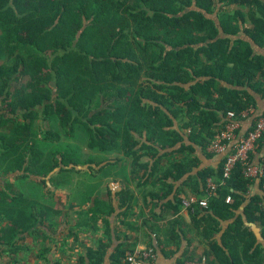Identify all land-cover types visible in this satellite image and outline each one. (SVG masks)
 I'll return each instance as SVG.
<instances>
[{
	"label": "trees",
	"instance_id": "trees-1",
	"mask_svg": "<svg viewBox=\"0 0 264 264\" xmlns=\"http://www.w3.org/2000/svg\"><path fill=\"white\" fill-rule=\"evenodd\" d=\"M254 46L264 49V0H0V167L5 176L19 171V184L35 177L42 188L28 199L8 181L0 208L21 212L24 223L2 228L7 220L0 213V248L17 255L28 235L38 243V258L49 260L46 232L56 233L62 216L54 208L57 192L73 186L71 175L93 170L79 169L92 162H76L77 149L58 150L65 140L147 170L141 162L149 157L150 176L171 193L164 180L198 168V150L215 156L207 147L221 136L228 114L257 108L256 95L264 99V56ZM223 162L195 176L199 198L207 196L208 177L221 182ZM179 195L152 217L166 219L169 209L168 216L178 215ZM109 204L99 208L102 216L115 213ZM190 214L204 246L199 259L264 264V183L246 178L241 164L207 209ZM104 223L110 231L109 219ZM155 232L166 256L187 241L177 262L195 259L193 238L179 219ZM107 235L109 241L89 248L90 264H106ZM148 244L156 249L153 240ZM126 254L118 249L110 264H125Z\"/></svg>",
	"mask_w": 264,
	"mask_h": 264
},
{
	"label": "crops",
	"instance_id": "crops-1",
	"mask_svg": "<svg viewBox=\"0 0 264 264\" xmlns=\"http://www.w3.org/2000/svg\"><path fill=\"white\" fill-rule=\"evenodd\" d=\"M238 8V6H232L230 9L231 11H235ZM254 47L258 54L264 56V49L257 46ZM255 97L257 98V108H255V113L250 118L242 120V133H245L251 127L253 119L264 111V99L258 95ZM2 114H4V111L0 109V115ZM6 117H9V115H6ZM1 143L0 150H2ZM197 155L201 160L198 168L188 173L182 179L174 180L173 178H167L164 180V184L173 186L171 193H169L168 189H164L162 181H159L157 176H150L154 160H151L149 157H146L141 162L149 163L148 170L140 167V164L134 166L132 159L125 158L123 162H118L114 159L115 157L90 165L80 166L79 169L85 171L92 167L93 170L90 176L81 180L75 176L73 178V186L67 189L62 188L57 192L58 202L54 208L56 211L61 212L62 216L57 220L60 225L57 232L53 234L48 233V231L46 232L50 237L48 246L52 250L48 255L49 260L46 262L38 258V243L34 241V238L27 235L24 242H19L20 246L26 247L27 250L24 249V251H21L17 255L6 254L0 248V264H81L82 260L86 264H90V258H88L89 248H98L101 241H109L110 238L107 234L110 232L112 241L108 245L106 264L111 263L112 254L117 252L118 249L122 248L128 253L138 247L148 246L150 240H153L156 244L155 264H178L177 260L184 252L188 242L182 241L181 249L174 256H166L157 245L155 232V230H160L161 227L162 230L168 228V224L175 219L180 220L183 227L188 230L189 237L193 238V257L195 259L191 263L187 261V264H209L206 256H203L202 260L199 259L204 246L199 241L198 231L191 221L189 211L182 207L178 215L168 216V213H170L169 209L166 213V219L162 220L152 217L153 213H161V208L164 204L173 202L178 192L180 194L179 198L197 196L196 190L198 189V185H201V180L195 178V176L204 168L217 169L223 159L221 155L207 158L202 154L201 150H198ZM110 156L115 155L111 154ZM263 159L264 141H261L255 154L252 155V161L259 164ZM167 163L168 161L166 160L163 162V165ZM5 168L3 165L0 167V202L1 198L3 199L2 192L6 188L8 181L12 184H19L18 179L21 176L19 171L5 176L2 174ZM100 173H105L106 176L103 179V184L96 186L95 180ZM50 179L47 182L49 183L48 190L53 189ZM32 180H36L35 177H32ZM258 182L260 183V181ZM259 186H255V192L260 191ZM166 193L169 194L167 197L165 196ZM109 201L113 202L115 213L102 216V213L98 212L99 208L105 207L106 210L109 209V205L112 204H109ZM11 211H13L12 214ZM84 212L88 213L87 217H84ZM0 213L3 215L0 216L3 218L6 216L5 219L7 220L2 228H8L10 225L15 227L16 223L18 225L24 223L23 219H20L22 213L19 211L0 208ZM104 218L109 219L111 223L110 231H107L105 227ZM83 221L88 224L86 228L79 226ZM226 225L225 223L224 227ZM164 232L161 234L162 239L164 238ZM171 247L174 248L175 245L171 244L167 250Z\"/></svg>",
	"mask_w": 264,
	"mask_h": 264
},
{
	"label": "built area",
	"instance_id": "built-area-1",
	"mask_svg": "<svg viewBox=\"0 0 264 264\" xmlns=\"http://www.w3.org/2000/svg\"><path fill=\"white\" fill-rule=\"evenodd\" d=\"M254 113L255 108L249 107L240 116L234 112L228 114V123L221 136L212 140L207 147L208 153L221 155L224 159L222 180L217 183L214 177H208L205 188L207 196L199 198L193 195L184 198L182 207L185 210L195 213L198 208L207 209L209 198L216 195L218 188L226 183L238 164L242 165L246 178L264 183V160L259 164L252 161V155L255 154L264 136V114L255 117L251 127L242 133V120L250 118ZM231 200L228 196L226 202L230 203ZM124 261L125 264H155L156 252L153 247H138L129 251Z\"/></svg>",
	"mask_w": 264,
	"mask_h": 264
},
{
	"label": "rangeland",
	"instance_id": "rangeland-1",
	"mask_svg": "<svg viewBox=\"0 0 264 264\" xmlns=\"http://www.w3.org/2000/svg\"><path fill=\"white\" fill-rule=\"evenodd\" d=\"M23 112H25V111H23ZM70 147H73V148L78 150L77 154H78L79 159H77L75 161L79 162V163L87 162V160H90V162L95 163V162H101V161L116 157V156H110L111 153H98V152L90 151L89 149H87L88 148L87 145L84 143H81L80 141L75 143V142H71L69 140H65L64 143H62V147L58 150H61V152H63L67 148H70ZM51 150H52V152H55L57 149H56V147H54ZM92 163H90V164H92ZM78 175H75V176L78 177L79 180L87 178L90 176L87 173L80 174L79 176ZM75 176L71 175L70 177H75ZM97 176L98 177L95 180L96 186H98V184L102 185L103 179L106 176L105 173H100ZM67 178H68V175H65V177H63L62 180L67 179ZM27 181H29V180L23 181L20 184L17 183L16 184V190L20 193L25 194L28 199H32L33 196H35V195H41L42 194V188H41V186L36 184V181H32V180H30L29 182H27ZM78 190H81V189H78ZM52 192H55L54 188L52 189ZM77 195H82V194H77Z\"/></svg>",
	"mask_w": 264,
	"mask_h": 264
}]
</instances>
